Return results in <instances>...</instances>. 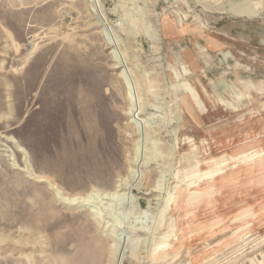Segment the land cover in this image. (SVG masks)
Listing matches in <instances>:
<instances>
[{"label": "rangeland", "instance_id": "1", "mask_svg": "<svg viewBox=\"0 0 264 264\" xmlns=\"http://www.w3.org/2000/svg\"><path fill=\"white\" fill-rule=\"evenodd\" d=\"M0 264H264V0H0Z\"/></svg>", "mask_w": 264, "mask_h": 264}, {"label": "bare ground", "instance_id": "2", "mask_svg": "<svg viewBox=\"0 0 264 264\" xmlns=\"http://www.w3.org/2000/svg\"><path fill=\"white\" fill-rule=\"evenodd\" d=\"M92 2V1H91ZM91 4V3H90ZM98 4V3H97ZM96 6V5H95ZM93 9V8H92ZM98 11V10H97ZM95 12V11H94ZM95 14V13H94ZM98 15V14H97ZM104 17V16H103ZM98 19V18H97ZM108 24V23H107ZM107 24H105V25H107ZM109 26V25H108ZM108 30V29H107ZM31 51H32V49H31ZM115 51V50H114ZM118 55V54H117ZM125 59V58H124ZM119 61H121V60H119ZM122 62V61H121ZM127 64V63H126ZM125 64V65H126ZM124 67V66H123ZM122 74H124V72L122 73ZM124 76V75H123ZM126 76V75H125ZM133 93V92H132ZM136 109V108H135ZM133 112V114H132V117H133V121H137V122H139V123H141L142 124V122L144 121V119H142L141 118V111L140 110H133L132 111ZM136 122V123H137ZM139 130V129H138ZM140 135V134H139ZM261 154H263V152L261 153ZM46 181V180H45ZM86 197V196H85ZM77 201V198H68V197H63V202L64 203H66V204H73V203H75Z\"/></svg>", "mask_w": 264, "mask_h": 264}]
</instances>
